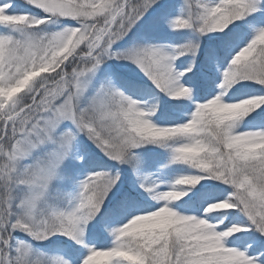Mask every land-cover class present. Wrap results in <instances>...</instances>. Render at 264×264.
Wrapping results in <instances>:
<instances>
[{
	"label": "snow or ice",
	"instance_id": "obj_1",
	"mask_svg": "<svg viewBox=\"0 0 264 264\" xmlns=\"http://www.w3.org/2000/svg\"><path fill=\"white\" fill-rule=\"evenodd\" d=\"M0 264H264V0H0Z\"/></svg>",
	"mask_w": 264,
	"mask_h": 264
},
{
	"label": "trees",
	"instance_id": "obj_2",
	"mask_svg": "<svg viewBox=\"0 0 264 264\" xmlns=\"http://www.w3.org/2000/svg\"><path fill=\"white\" fill-rule=\"evenodd\" d=\"M180 39V37L174 35V34H169V33H160L157 35V39L153 42H159V43H172V42H177ZM185 59L184 57H181V60ZM109 64H119L122 62H118V61H110L108 62ZM180 61H176V64L179 65ZM165 99H167V97H165ZM149 103H151L152 101L149 99L148 101ZM148 147H152V146H148ZM162 151V150H161ZM173 168H179L180 166L178 165H174L172 166ZM162 172L167 173L168 175V179L169 181L174 179L177 175H179V172H171L166 168H162L161 169ZM142 175H146V174H142ZM149 178H153V177H149Z\"/></svg>",
	"mask_w": 264,
	"mask_h": 264
},
{
	"label": "rangeland",
	"instance_id": "obj_3",
	"mask_svg": "<svg viewBox=\"0 0 264 264\" xmlns=\"http://www.w3.org/2000/svg\"><path fill=\"white\" fill-rule=\"evenodd\" d=\"M110 62V61H109ZM113 62V61H112Z\"/></svg>",
	"mask_w": 264,
	"mask_h": 264
}]
</instances>
